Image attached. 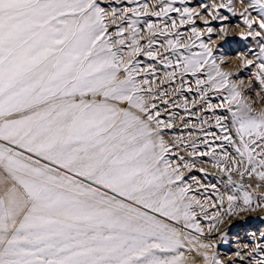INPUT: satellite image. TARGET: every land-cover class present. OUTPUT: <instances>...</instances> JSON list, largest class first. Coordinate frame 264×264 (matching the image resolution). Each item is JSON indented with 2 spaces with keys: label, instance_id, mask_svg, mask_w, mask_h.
<instances>
[{
  "label": "snow or ice",
  "instance_id": "obj_1",
  "mask_svg": "<svg viewBox=\"0 0 264 264\" xmlns=\"http://www.w3.org/2000/svg\"><path fill=\"white\" fill-rule=\"evenodd\" d=\"M0 264H264V0H0Z\"/></svg>",
  "mask_w": 264,
  "mask_h": 264
}]
</instances>
